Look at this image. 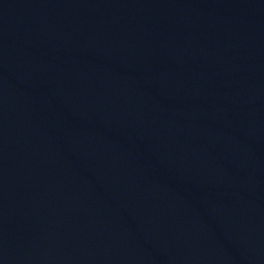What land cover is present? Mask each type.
Segmentation results:
<instances>
[{
  "label": "water",
  "instance_id": "95a60500",
  "mask_svg": "<svg viewBox=\"0 0 264 264\" xmlns=\"http://www.w3.org/2000/svg\"><path fill=\"white\" fill-rule=\"evenodd\" d=\"M0 264H264V0H0Z\"/></svg>",
  "mask_w": 264,
  "mask_h": 264
}]
</instances>
